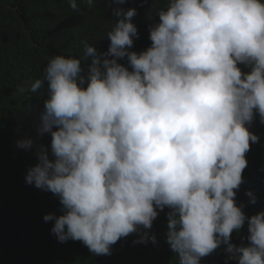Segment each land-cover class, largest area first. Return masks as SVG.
<instances>
[{"label":"clouds","instance_id":"clouds-1","mask_svg":"<svg viewBox=\"0 0 264 264\" xmlns=\"http://www.w3.org/2000/svg\"><path fill=\"white\" fill-rule=\"evenodd\" d=\"M113 15L106 52L84 42L83 63L52 55L42 79L17 86L21 95L46 88L38 132L50 134L52 159L41 146L25 176L59 199L63 214L44 221L59 242L111 255L167 207L179 264H200L221 245L237 264H264V211L248 217L235 199L259 141L249 127L257 116L264 124V0H168L139 53L130 51L136 10ZM245 223L249 243L236 246L231 235Z\"/></svg>","mask_w":264,"mask_h":264},{"label":"trees","instance_id":"trees-1","mask_svg":"<svg viewBox=\"0 0 264 264\" xmlns=\"http://www.w3.org/2000/svg\"><path fill=\"white\" fill-rule=\"evenodd\" d=\"M76 3L79 11H73L68 0H0V264H179L178 254L167 243V207L159 211L151 229L120 239L111 247V255L97 256L80 241L57 240L51 232L54 221L45 222L43 217L63 214L58 197L25 183L28 169L38 162L36 153L41 146L52 159L51 136L38 132L46 88L21 95L17 86L42 79L52 55L75 56L83 63L84 42L95 46L98 53L106 52L110 43L106 33L115 22V9L136 10L132 22L139 36L130 51L146 50L151 45L149 26L159 21L156 13L166 8L168 0ZM118 62L127 66L126 58ZM249 130L259 141L251 143L246 153L244 182L235 199L251 217L264 211V124L258 116ZM25 138L33 141L31 149L17 146ZM249 191L256 198L254 204L246 194ZM247 235L245 223L232 233L230 242L247 246ZM142 237L143 242L134 243ZM225 247L201 258L200 264H237L228 260Z\"/></svg>","mask_w":264,"mask_h":264}]
</instances>
